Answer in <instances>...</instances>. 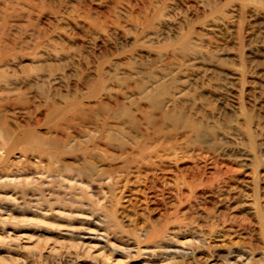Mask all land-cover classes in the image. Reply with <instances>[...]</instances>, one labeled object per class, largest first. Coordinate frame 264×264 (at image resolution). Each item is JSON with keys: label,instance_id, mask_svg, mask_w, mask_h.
I'll return each mask as SVG.
<instances>
[{"label": "rangeland", "instance_id": "rangeland-1", "mask_svg": "<svg viewBox=\"0 0 264 264\" xmlns=\"http://www.w3.org/2000/svg\"><path fill=\"white\" fill-rule=\"evenodd\" d=\"M0 127V264H264V0H0Z\"/></svg>", "mask_w": 264, "mask_h": 264}, {"label": "bare ground", "instance_id": "bare-ground-1", "mask_svg": "<svg viewBox=\"0 0 264 264\" xmlns=\"http://www.w3.org/2000/svg\"><path fill=\"white\" fill-rule=\"evenodd\" d=\"M155 96V92L150 93V97L153 99V97ZM153 101V100H152ZM158 104L154 103V107H157ZM170 116L168 114L165 115V118H169ZM9 135L8 130L5 127H0V136L1 138L5 139L7 138ZM174 253V252H173ZM192 256V255H191Z\"/></svg>", "mask_w": 264, "mask_h": 264}]
</instances>
